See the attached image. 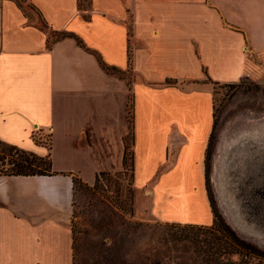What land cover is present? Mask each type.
<instances>
[{
    "label": "crops",
    "instance_id": "crops-1",
    "mask_svg": "<svg viewBox=\"0 0 264 264\" xmlns=\"http://www.w3.org/2000/svg\"><path fill=\"white\" fill-rule=\"evenodd\" d=\"M26 3L47 31L0 0V141L48 156L52 168L0 176V264H73V178L91 185L121 173L130 137L135 200L134 176L160 174L191 143L206 154L213 84L257 74L264 0Z\"/></svg>",
    "mask_w": 264,
    "mask_h": 264
},
{
    "label": "rangeland",
    "instance_id": "rangeland-1",
    "mask_svg": "<svg viewBox=\"0 0 264 264\" xmlns=\"http://www.w3.org/2000/svg\"><path fill=\"white\" fill-rule=\"evenodd\" d=\"M15 1L29 23L37 20L39 27L47 31L26 0ZM125 76L131 79L130 74ZM213 104L216 127L206 161V154L195 150L196 145L191 143L190 150H181L177 158L168 159L160 174L134 176V200L128 137L129 155L121 173L104 174L91 185L74 187L73 264H264V226L258 234L248 228L240 231L230 221L226 197L221 198L218 184L224 174L227 194L233 191L231 187L237 192L239 176L234 173L239 170L252 175L249 159H257L252 156L257 152H253L255 144L264 157V55L255 76L232 85L213 84ZM193 115L187 105L182 107L184 118ZM223 125L230 132L231 165L227 170L221 167L225 157L222 163L218 159ZM36 138L48 142L47 137ZM213 164L218 165L216 173ZM214 175L217 182H213ZM148 178L155 183L152 188L144 186Z\"/></svg>",
    "mask_w": 264,
    "mask_h": 264
},
{
    "label": "water",
    "instance_id": "water-1",
    "mask_svg": "<svg viewBox=\"0 0 264 264\" xmlns=\"http://www.w3.org/2000/svg\"><path fill=\"white\" fill-rule=\"evenodd\" d=\"M230 165H226V168L230 167ZM262 166L260 169L254 170L252 175L246 172L242 173L239 170L236 171L234 175L239 176L236 179V187L239 190L236 192L234 190L235 187H231L233 191L230 195L226 192V183L228 182L226 175L223 174V177L221 176L223 179V184L221 181L223 189H220L221 198L226 197L230 221L240 228V231L248 228L250 231L258 234L260 226H264V216H262V210L264 211L262 207L264 205V167L262 168Z\"/></svg>",
    "mask_w": 264,
    "mask_h": 264
},
{
    "label": "trees",
    "instance_id": "trees-1",
    "mask_svg": "<svg viewBox=\"0 0 264 264\" xmlns=\"http://www.w3.org/2000/svg\"><path fill=\"white\" fill-rule=\"evenodd\" d=\"M85 1H86V4H84V0H77V5H78L79 10L86 11L89 9L90 0H85ZM78 42L80 45H82L80 41ZM100 63L107 72L112 73V74H117L121 77L125 76L123 72L118 71L111 67H107L101 60H100ZM128 115H129L128 116V127L130 129L131 128L130 108H128ZM213 119H214L213 126H212L211 134L208 139L205 161L207 158L208 150L210 148V143L213 137L214 129L216 127L215 115H213ZM36 141L40 143L38 139H36ZM0 145L3 147V150L0 151V162H1L0 176H47V175H51L52 163L48 156L40 157L31 152L24 151L22 149H19L15 146L9 145L2 141H0ZM128 155L129 153L128 151H126V155L124 158V165L126 164V161L128 160ZM205 161H204V164H205ZM103 175L104 174L97 175L95 178V182H97L98 178ZM76 185H84V183L80 179L74 177L73 178V189ZM213 226H215L214 220H213ZM212 230H215V228H212Z\"/></svg>",
    "mask_w": 264,
    "mask_h": 264
},
{
    "label": "bare ground",
    "instance_id": "bare-ground-1",
    "mask_svg": "<svg viewBox=\"0 0 264 264\" xmlns=\"http://www.w3.org/2000/svg\"><path fill=\"white\" fill-rule=\"evenodd\" d=\"M221 130H222V135H223V139H222V142H223V144H221L220 146H219V148H218V153H219V157H218V159H219V163H222V158L223 157H225V159H227V158H229L230 156H231V152L229 151V147H230V143H229V139H228V135L230 134V132H229V128H226L224 125L222 126V128H221ZM259 132H263V131H259ZM258 132V133H259ZM258 133H256V135H259ZM256 135H254L253 136V138H254V140H257V139H255V137H256ZM254 148L256 149V150H254L253 152H255V151H257L256 152V155L254 154V155H252L253 157H255V158H257V159H255V161H253V159H249V161H251V167L253 168V170H258V169H260L261 168V166H262V164H264V158H263V156L262 155H260L261 153H262V151H261V149L260 148H258V144H255V146H254ZM230 152V153H229ZM260 155V156H259ZM215 158H216V155H215ZM214 157H213V159H215ZM226 162V163H225ZM228 162V160L226 161H224V164H223V166H221V164L219 165V168H220V166L221 167H223L224 169H229L230 167H228V168H226L227 166L226 165H228L229 164V162ZM259 167V168H258ZM264 166H262V168H263ZM216 170H219L218 169V165L217 164H213V172L214 173H216ZM220 173H221V171H219ZM216 180V182H217V179L215 178V175H214V180H213V182ZM221 181H222V184H223V179H222V177H221V179H219V186L221 187V190L223 189V187H222V184H221ZM263 208H264V205L262 206ZM262 216H264V211L262 210Z\"/></svg>",
    "mask_w": 264,
    "mask_h": 264
}]
</instances>
